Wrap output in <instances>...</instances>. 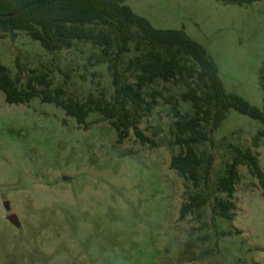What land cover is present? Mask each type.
Instances as JSON below:
<instances>
[{
	"label": "rangeland",
	"instance_id": "obj_1",
	"mask_svg": "<svg viewBox=\"0 0 264 264\" xmlns=\"http://www.w3.org/2000/svg\"><path fill=\"white\" fill-rule=\"evenodd\" d=\"M145 6L171 20L154 27L182 30L205 48L226 93L264 107V0L243 6L156 0ZM102 29L111 34L115 53L116 32ZM14 33L0 36V66L10 78L19 76L22 88L31 82L43 89L36 78L45 76L50 91L61 88L65 99L80 102L111 99L115 70L121 82L134 85L147 51L133 42L115 58L76 41L49 52L27 32ZM185 91L182 82L160 79L143 88L147 100L155 95L157 101L136 125L151 140L145 144L132 128L118 143L97 112L89 113L84 128L54 104L38 97L8 104L0 91V264H264V184L238 166L233 219L217 207L227 200L219 180L236 149L250 150L264 177V143L252 145L261 124L230 109L203 125L207 140L195 147L202 162L196 191L169 166L181 152L169 131L176 111L194 114L181 99ZM197 192L203 203L180 220L182 205ZM11 213L18 226L6 220Z\"/></svg>",
	"mask_w": 264,
	"mask_h": 264
},
{
	"label": "trees",
	"instance_id": "obj_2",
	"mask_svg": "<svg viewBox=\"0 0 264 264\" xmlns=\"http://www.w3.org/2000/svg\"><path fill=\"white\" fill-rule=\"evenodd\" d=\"M127 0H0V36L14 31H25L42 48L49 52L70 49L74 42L84 41L99 47L104 56L129 51L134 42L136 50L140 45L147 47L144 59L139 64V73L134 85L121 82L117 70L113 73V94L111 99L89 96L80 102L65 99L61 88L50 91V81L45 76L36 78L43 86L37 89L31 82L20 87V77L10 78L4 66H0V91L8 104H24L32 98H40L42 103L54 104L67 116L75 118L78 125L86 128V118L91 112L99 113L109 122L121 143L133 129L135 137L142 143H151L138 128L139 120L150 113L156 105L155 95L147 100L143 88L160 79L163 82H182L186 91L181 94L184 102H190L194 114L190 117L179 115L173 122L170 133L181 152L171 157L170 168L189 182L197 191L200 187L199 169L201 159L196 146L207 140L203 125L210 119L222 120L232 109L249 119L259 122L261 127L252 139L253 147L264 143V107L258 109L235 93H226L218 76L217 66L206 54L205 48L192 40L182 30L154 27L146 18L134 13L125 4ZM222 4L247 5L260 0H216ZM100 27V29H98ZM107 27L117 34V51L113 53V38L102 29ZM260 79L264 84V66L260 69ZM211 165L207 160L206 173ZM245 166L251 175L262 180V171L256 156L250 151L236 149L226 173L219 180L220 190L227 200H218L220 215L232 220L235 204L231 201L237 179V167ZM203 203L200 192L189 197V203L182 205L180 220L198 209Z\"/></svg>",
	"mask_w": 264,
	"mask_h": 264
},
{
	"label": "crops",
	"instance_id": "obj_3",
	"mask_svg": "<svg viewBox=\"0 0 264 264\" xmlns=\"http://www.w3.org/2000/svg\"><path fill=\"white\" fill-rule=\"evenodd\" d=\"M127 1H129V0H127ZM132 1H134V0H132ZM154 1H156V0H135V3H134L133 6L136 7V8H133L131 6H130V8L137 15L146 18L153 26L158 25V23L166 24L168 22V20L163 19V21H162L161 19H158L156 17L157 13H151L149 10H146V6L145 5L152 4ZM163 1H168V0H163ZM164 12L167 13V9H165ZM170 22H171V20L168 23H170ZM156 28L178 30L177 28H171V26H160L159 25Z\"/></svg>",
	"mask_w": 264,
	"mask_h": 264
},
{
	"label": "water",
	"instance_id": "obj_4",
	"mask_svg": "<svg viewBox=\"0 0 264 264\" xmlns=\"http://www.w3.org/2000/svg\"><path fill=\"white\" fill-rule=\"evenodd\" d=\"M5 208L8 209V206H5ZM6 220L9 221L11 224H14L16 226L19 225V222L17 220V217H16V215L14 213L8 214L6 216Z\"/></svg>",
	"mask_w": 264,
	"mask_h": 264
}]
</instances>
